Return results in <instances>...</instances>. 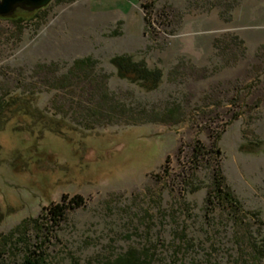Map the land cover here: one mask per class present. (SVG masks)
Wrapping results in <instances>:
<instances>
[{
	"label": "rangeland",
	"instance_id": "374dc122",
	"mask_svg": "<svg viewBox=\"0 0 264 264\" xmlns=\"http://www.w3.org/2000/svg\"><path fill=\"white\" fill-rule=\"evenodd\" d=\"M142 6L0 18V264H264V0ZM216 168L238 213L212 204Z\"/></svg>",
	"mask_w": 264,
	"mask_h": 264
},
{
	"label": "trees",
	"instance_id": "16d2710c",
	"mask_svg": "<svg viewBox=\"0 0 264 264\" xmlns=\"http://www.w3.org/2000/svg\"><path fill=\"white\" fill-rule=\"evenodd\" d=\"M91 62L92 60L88 58L84 61L76 62V67H78L77 65L80 63L84 66H88ZM111 65L116 69V73L119 78L128 80L132 83H140L144 89L149 91L158 88L163 76L161 69H151L145 62H136L131 56H115L111 60ZM74 72L72 74H74ZM196 152L201 153L200 150H197ZM209 197H212L213 199L212 204L225 205L235 213H238L241 209L240 204L236 201V199L229 192H227L225 178L222 175L221 170L217 168L213 173V190ZM207 200L209 201L210 199L208 198ZM69 202L74 204V206H81L82 198L75 196ZM63 210V206H56L54 212L52 213L56 218H60L63 215ZM256 253L261 259L264 258V238L261 244H259L256 248ZM136 259H138L136 253H130L126 255V258L118 259L116 264H135V261H138ZM21 264H41V260L36 256H29Z\"/></svg>",
	"mask_w": 264,
	"mask_h": 264
},
{
	"label": "water",
	"instance_id": "95a60500",
	"mask_svg": "<svg viewBox=\"0 0 264 264\" xmlns=\"http://www.w3.org/2000/svg\"><path fill=\"white\" fill-rule=\"evenodd\" d=\"M53 0H0V18H10L16 12L32 16L50 5Z\"/></svg>",
	"mask_w": 264,
	"mask_h": 264
},
{
	"label": "built area",
	"instance_id": "2783aa9c",
	"mask_svg": "<svg viewBox=\"0 0 264 264\" xmlns=\"http://www.w3.org/2000/svg\"><path fill=\"white\" fill-rule=\"evenodd\" d=\"M156 0H140V2L143 4L142 10L144 11V14L147 13V10Z\"/></svg>",
	"mask_w": 264,
	"mask_h": 264
}]
</instances>
